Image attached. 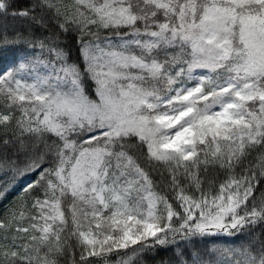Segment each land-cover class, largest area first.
I'll list each match as a JSON object with an SVG mask.
<instances>
[{
    "label": "snow or ice",
    "instance_id": "snow-or-ice-1",
    "mask_svg": "<svg viewBox=\"0 0 264 264\" xmlns=\"http://www.w3.org/2000/svg\"><path fill=\"white\" fill-rule=\"evenodd\" d=\"M0 264H264V0H0Z\"/></svg>",
    "mask_w": 264,
    "mask_h": 264
},
{
    "label": "trees",
    "instance_id": "trees-1",
    "mask_svg": "<svg viewBox=\"0 0 264 264\" xmlns=\"http://www.w3.org/2000/svg\"><path fill=\"white\" fill-rule=\"evenodd\" d=\"M32 177H24L19 180L16 184V187L13 191H11L6 199L0 200V214L3 213V209L6 205L11 203L20 193V190L26 185V183L30 182ZM167 258V254L164 252H160L159 255H155L153 253H149L148 256L145 258V264H160L161 260Z\"/></svg>",
    "mask_w": 264,
    "mask_h": 264
}]
</instances>
